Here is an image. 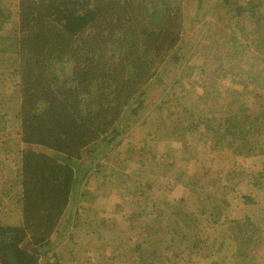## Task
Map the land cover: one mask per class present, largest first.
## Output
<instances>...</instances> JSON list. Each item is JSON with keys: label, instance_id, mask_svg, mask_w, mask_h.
Segmentation results:
<instances>
[{"label": "trees", "instance_id": "trees-1", "mask_svg": "<svg viewBox=\"0 0 264 264\" xmlns=\"http://www.w3.org/2000/svg\"><path fill=\"white\" fill-rule=\"evenodd\" d=\"M262 6L264 0H218L213 11L223 10L225 17L221 19L233 22L235 28L209 21L204 36L208 43L203 47L217 49L226 63L220 61L213 69L209 67L213 70L212 80L204 79L203 93L194 104L183 101L188 99L185 96L156 106L161 116L155 118L153 130L145 136L180 144L178 156L169 153L163 155L168 161L162 157L156 161L168 164L166 172L174 174L171 176L175 185L199 184V180L184 183L177 166L178 162L195 160L194 152L197 156L214 154L212 158L219 156L221 162L227 151L231 167L237 158L264 155V58L261 57L264 51L257 49L258 45L264 47V38L257 41L258 28L248 27L250 18L255 16L258 27L264 30ZM10 7L0 0V75L12 80L3 85L8 94H0V105L5 108L6 99L15 102L12 130L21 148L17 151L11 185L0 189V264H63L60 258L50 261L45 247L69 206L77 202L78 194L80 199L86 194L93 174L101 175L99 165L92 171L91 164L105 156L106 151L112 153L130 127L132 117L135 121L142 110H147V87L161 64L171 61L183 69L171 88L176 90L174 96L185 92L181 82L188 80L189 70L195 67H187L186 58L176 48L184 25L183 3L182 0H17L14 13ZM51 57L72 62V87L54 88L47 71V60ZM228 76L239 89H231L225 102L228 89L219 83L223 84ZM245 89L251 93L249 97L243 95ZM211 100H215L213 105ZM251 101L253 105L247 107ZM165 103L171 104L165 107ZM217 110L221 117L218 132L213 134L209 121ZM7 114L0 111V133L8 128ZM187 133L198 138L197 147H203L206 153L197 152L200 148L179 140ZM147 141L142 140V148ZM135 150L133 147L128 151L134 158ZM135 154L139 160L140 150ZM116 155L112 156L116 160L114 165L123 170L125 161L120 163ZM145 155L154 156L151 151ZM141 166L140 170L146 173ZM239 171L242 176L249 173L255 182L264 179V165L257 174L251 175L246 167ZM213 172L218 174L220 170ZM109 175L115 190L121 191V205L131 204L136 209L134 215L125 217L123 230L116 232L120 240L117 249L133 241L127 249L130 255H119L114 249L112 255H99L97 263L193 264L207 260L210 254L203 251L204 238L207 239L208 232L217 230L216 226L223 228L219 239L214 237L218 248L227 237L235 243L236 255L245 257L254 220L230 217L226 193L221 201L203 187L191 189L200 202L192 211L184 198H161L151 180L141 184L116 169ZM105 178L103 174L102 181ZM13 185L17 189H12ZM232 191L242 204H261L251 190L237 193L233 187ZM4 197L6 202L14 200L19 209L18 223L5 220L3 214L8 207ZM219 202H224L227 214L215 205ZM73 227L93 231L80 219V214H76ZM100 228L96 226L98 230L93 232L99 233Z\"/></svg>", "mask_w": 264, "mask_h": 264}, {"label": "rangeland", "instance_id": "rangeland-1", "mask_svg": "<svg viewBox=\"0 0 264 264\" xmlns=\"http://www.w3.org/2000/svg\"><path fill=\"white\" fill-rule=\"evenodd\" d=\"M3 1L11 6V11L14 13L17 0ZM182 3L184 25L181 40L176 48L178 49V54L186 58L184 63L187 67H195L193 70H189L191 76L188 80L185 79L181 82L185 92L182 94L174 93V96L173 92L176 90L174 89L173 91L171 88V83L176 77L181 75L183 69L179 66H174L171 61H166L161 64L156 76L147 87V110L145 112L142 110L138 117L139 119L136 118L135 121L132 117L130 127L126 128V133H124L120 144L112 150V153L106 151L107 154H105V156L100 157L91 164L90 167L92 171L97 169V164L99 165L98 169L101 175L95 176L92 172L94 176H92L87 183V187L85 188L86 194L84 193L81 199L80 194H78L77 202L74 201L67 209L59 228L50 238L49 244L45 247L46 250H49L47 257L50 261H53L55 258H60L63 264H99L97 263V257L99 255H112L114 249H116L119 255L131 254L127 249L132 244L133 240H130V243L126 245L123 244L121 248L117 249L120 240L116 238L118 237L116 236V232L123 230L125 227L123 224L126 222L125 217L129 218L131 215H134L136 209L134 205L131 204L127 205L125 203L124 206L121 205L119 199L121 191L115 190L116 186L112 183L109 175L110 171H115L116 169L118 173H124L130 176L133 181L135 180L141 184L146 181V179H148V181L151 180L154 183L156 194L161 198L167 197L169 200L186 199V206L192 211L198 207L200 202L199 199H197L196 193L190 191L191 189L203 187L208 194H212L221 201H223L224 194L226 193L228 203L226 207L228 210H226L224 202H219L215 205H217L220 210L222 208L224 213H228L230 217H247L251 221L254 220V226L251 228L250 239L247 242L245 250L246 255L245 257L236 255L235 243L227 237L222 240V245L218 248V242L214 241V237H218L219 239L223 228L216 226L215 228L217 230L208 232L209 235H207V239L204 238L206 244L202 246L203 251L209 253L210 257H208L207 260H201L196 263L208 264L211 261H215L217 264H264V211H262V209L264 210V179L255 182L254 179L249 177V173L242 176V173L239 171V168L246 167L247 171H251V175L255 172L257 174L264 165V155L252 159L237 158L234 167H231L228 166L230 161L228 162L229 155L227 151L222 155V158H220L221 162H218L219 156L217 158H212L215 156L214 154L206 153L201 146L197 147L196 141H198V138L196 136L188 133L182 134L179 139L182 140V143H187L193 147L196 146V149L200 148L197 152L206 153L205 155L197 156L194 152L192 155H195V160L190 161V163H185L183 161L177 163V166H180V171L183 173L184 183H186L187 180H199L198 185L195 186L192 184V187H185L181 182L176 185L174 184L175 182L172 177L174 174H168V172H166L168 164H165L164 161L162 164L161 162H156L160 159L159 157H162V160L168 161L169 158L163 157L165 154L170 153L178 156L180 153V144L177 142L171 143L167 140L157 141L145 136L148 131L153 130L151 126L155 118L161 116V112L156 111L157 105H162L165 101H172L176 98L185 96H188L190 101H187L188 99L186 100L185 98L182 99L183 101L194 104L195 100H197L196 98L203 93L201 92V84L204 79L209 78V80H212L210 78L212 77L213 70L211 71L210 68L213 69L220 61L226 63L224 55L219 54L217 49L207 50L203 47L208 43L205 41L204 36L207 31L206 25L209 21H214L221 27L227 28V26H229L231 29L235 28L233 22H226L221 19L225 17L223 10L213 11V6L215 3H218V0H182ZM198 3L200 5L199 8H197ZM260 14L264 15V6L260 8ZM248 27H252V29L258 28V33L256 34L257 41L264 38V30L258 27L255 16L250 18ZM203 48L205 50H203ZM261 48L264 51L262 45L257 46L258 50ZM218 51H221V49L219 48ZM217 56L218 59H216ZM261 57L264 58V54ZM184 63L183 66L185 65ZM71 66L72 62L68 59H56L51 57L47 60L48 75L52 80L54 88L72 87L73 84L70 74ZM201 69H204L203 73ZM232 79L231 76H228L223 84L219 83L220 86H224L228 89V92L225 93V102L229 100L231 89H239L231 82ZM11 81V78L6 80L5 75H0V94L2 96L8 94V90L5 89L3 85L10 84ZM164 94L166 95L165 97L163 96ZM249 94L251 93H248L246 89L243 91V95L249 97ZM211 101L210 103L213 105V101L215 100ZM254 101H257V99H254ZM254 101L248 103L247 107H251ZM168 104L171 103H165V107H168ZM216 107L219 106L216 105ZM15 110V102L8 101V99L5 100V108L0 105V111H2L3 114L4 112H8V117L6 118H8L9 122L7 123V130L0 133V189L6 185H11L10 179H13V171H15L18 162L17 151L18 148H21L18 138L14 135V131L12 130L15 127V123L11 117ZM165 112L166 111L163 110L162 115H165ZM148 113H150L149 117L147 115ZM220 117L221 114L217 110V113L209 121V126L213 134H217L218 132ZM198 130L201 131V128ZM144 139L148 141L146 147L142 148L141 142ZM133 147H136L135 152L138 151L139 153V150L141 152L139 160H136L138 157L135 152L133 153L135 158L129 155L128 151ZM150 151L154 156L151 158L150 155V157L147 158L145 154H148ZM113 154H118L116 155V159L117 161L119 159L120 163H122L123 160L125 161L122 163L123 170L115 167L114 162L116 160L114 157L112 158ZM200 158L205 160V162H201L199 160ZM141 164L146 169V173L140 170V167H142ZM101 165L103 166L102 169L100 168ZM218 170H220L218 174L213 172ZM103 174L106 177L103 179L104 181H102ZM247 177L249 178L245 180ZM12 187V189H17L14 185ZM233 187L237 193L250 192L251 190L256 199L261 201L260 206L242 204V200H240L236 192H231ZM81 190L82 189H80V191ZM6 201L4 197L3 202L4 204L7 203V209L9 210L10 208V211L7 213L8 210L5 206V210H7L3 214L5 220L9 223H18L20 219L19 209L13 202L14 200L11 201L9 199L10 202ZM211 206H213V203H211ZM76 214H80V219L85 221L87 225H90L93 231L98 230H96V226L101 227L99 233L91 231L90 228L88 232H86L87 230L84 231L82 227L74 228L73 221ZM117 226L119 228L115 229ZM99 234L101 235L100 237L98 236ZM118 235L120 237L121 234ZM85 260H87L88 263H86ZM196 263L193 262V264Z\"/></svg>", "mask_w": 264, "mask_h": 264}]
</instances>
